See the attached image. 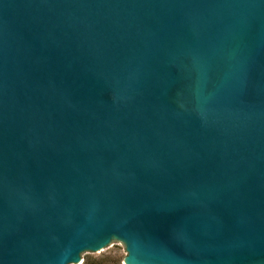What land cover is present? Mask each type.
Instances as JSON below:
<instances>
[{"label": "water", "instance_id": "obj_1", "mask_svg": "<svg viewBox=\"0 0 264 264\" xmlns=\"http://www.w3.org/2000/svg\"><path fill=\"white\" fill-rule=\"evenodd\" d=\"M264 264V0H0V264Z\"/></svg>", "mask_w": 264, "mask_h": 264}, {"label": "rangeland", "instance_id": "obj_2", "mask_svg": "<svg viewBox=\"0 0 264 264\" xmlns=\"http://www.w3.org/2000/svg\"><path fill=\"white\" fill-rule=\"evenodd\" d=\"M127 255L126 246L119 240H113L102 250L82 253V261L79 264H124V257Z\"/></svg>", "mask_w": 264, "mask_h": 264}]
</instances>
